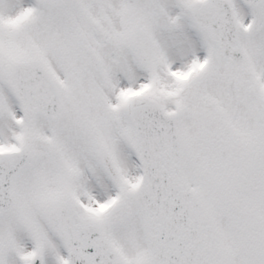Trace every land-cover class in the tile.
Returning <instances> with one entry per match:
<instances>
[{
    "label": "snow or ice",
    "instance_id": "snow-or-ice-1",
    "mask_svg": "<svg viewBox=\"0 0 264 264\" xmlns=\"http://www.w3.org/2000/svg\"><path fill=\"white\" fill-rule=\"evenodd\" d=\"M0 264H264V0H0Z\"/></svg>",
    "mask_w": 264,
    "mask_h": 264
}]
</instances>
